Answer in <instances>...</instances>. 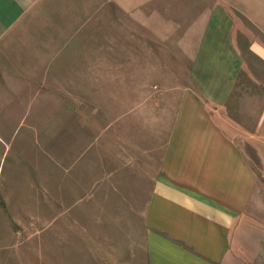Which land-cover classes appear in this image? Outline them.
Instances as JSON below:
<instances>
[{"label":"rangeland","instance_id":"374dc122","mask_svg":"<svg viewBox=\"0 0 264 264\" xmlns=\"http://www.w3.org/2000/svg\"><path fill=\"white\" fill-rule=\"evenodd\" d=\"M20 24L0 46V264H149L158 118L201 91L209 25L245 58L240 87L264 92V0H42ZM256 135L236 146L249 174L227 186L247 194L222 264H264Z\"/></svg>","mask_w":264,"mask_h":264},{"label":"crops","instance_id":"0c3cea01","mask_svg":"<svg viewBox=\"0 0 264 264\" xmlns=\"http://www.w3.org/2000/svg\"><path fill=\"white\" fill-rule=\"evenodd\" d=\"M40 1L0 0V46L9 33L24 32L20 23ZM219 29L220 37L211 25L206 30L200 59L208 74L196 82L201 91L188 87L173 91L169 99L179 101L173 105L179 107L158 118L157 132H164L165 138L157 143L156 188L143 223L149 264H222L231 258L229 237L235 235L247 193L243 184L236 188L227 185L244 183L249 174L245 171L248 161L236 146L240 139L245 142L246 133L252 138L264 133V92L240 87L239 74L246 63L237 65V61L246 60L228 42L227 26ZM227 61H236V66ZM253 82L260 87L259 79ZM166 116L172 122L167 129ZM0 139L10 145L1 134ZM214 180L220 181V187ZM48 192L54 194L52 187ZM53 197L50 211H57L60 206Z\"/></svg>","mask_w":264,"mask_h":264}]
</instances>
